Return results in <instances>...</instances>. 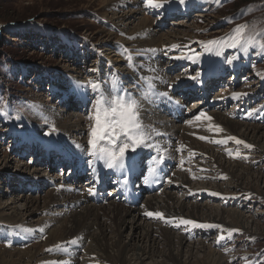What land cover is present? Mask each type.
Wrapping results in <instances>:
<instances>
[{
	"label": "rangeland",
	"instance_id": "rangeland-1",
	"mask_svg": "<svg viewBox=\"0 0 264 264\" xmlns=\"http://www.w3.org/2000/svg\"><path fill=\"white\" fill-rule=\"evenodd\" d=\"M156 2L161 7L149 6L147 0H136L130 5L112 10L113 8L107 9L108 6L104 7V4H101L102 0H0V205L13 202L10 208H17L21 212V219L15 223L13 220L0 217V254L18 253L21 256L22 254L29 256L34 249L47 243L50 230L58 228L64 220V211L73 208L70 205L62 207V203L60 207H58L59 204L45 208L49 201V193L55 190L54 186L45 190L41 189L40 193H32L28 190L23 192L18 185L22 175L28 176L29 181L25 178L26 184L30 183L31 175H37L46 181L55 176L61 180L58 172L47 170L48 167L38 166L41 159L34 157L35 152L33 154L16 152L15 147L19 145L22 147L23 143V140L19 138L31 137V129L34 127L38 129L36 141L42 145L52 148L62 137L66 145L75 148L82 145L84 151L90 152L88 133L94 124L91 117L95 114L96 101L102 98L120 97L126 101L127 96L130 95L137 101L138 123L145 133L143 143L136 148L135 152L142 151L141 147L144 145L158 149L160 142L157 135L153 134V130L142 119V115H158L167 119L168 122L171 121L152 110L157 105L156 99L151 98L150 94L145 98L146 92L143 93L135 83L140 84V81H143L150 88L153 85L166 93L169 91L168 87L172 86V90L176 89L174 86L177 82L183 83L182 86H184V83L186 81L189 83L193 77L197 79L207 63L213 57H217L214 74L220 67L222 82L227 83L230 80V68L231 71H236L237 68L242 70L239 74H232L231 78L235 77L234 82L232 85L225 86L223 92L220 89L213 92L214 99L212 97L211 99L214 102L221 98L223 100H218L221 104L218 105V103L214 105L215 108L209 110L207 108L210 106L202 105L197 115L221 112L231 121L240 125L259 127L261 133H264V50L260 48V45L264 44V0H184L183 3H180V0H154V3ZM174 4H177V7L169 9ZM137 9L140 12L136 19L129 17H127L128 20L123 19L124 26L120 28H116L109 20L114 14L119 17L126 15L129 10ZM139 18H146L152 22L153 27L149 32L152 31L156 36L167 35L178 30L184 35L177 37L183 38L167 46L162 44L150 47L143 44L138 50L128 48L129 46L122 44L121 41L134 39L129 37L135 33L132 31L139 22ZM129 22L132 25L129 26L127 24ZM238 27L239 32L236 31ZM108 33L112 34L110 39L106 37ZM186 35L190 39H186ZM249 39L253 40V44L249 46L245 54L242 51L243 44ZM234 40L239 41L237 48L227 47L228 43ZM209 41H220V48L216 45L209 46ZM209 47L212 50H207ZM216 50H221L222 55L216 56ZM187 54L190 59H187L188 57L176 59L177 56L182 57ZM115 57L121 60L125 74L115 69V63L112 61ZM228 60H232V63H228ZM99 62H101L102 70L98 77L93 78L92 73L89 72L100 64ZM98 78L101 83H98V88L94 92L91 86ZM102 83L103 86H101ZM254 92L257 93L255 94L257 98H254ZM82 98L85 102L81 100ZM242 98L250 99V103L247 102L239 107L238 102L241 103ZM213 102L211 104H214ZM194 104L195 106L192 107H196L197 103L194 102ZM104 106L111 105L105 103ZM239 111H242V115L238 116ZM240 116L243 118L240 119ZM77 119L82 120L80 129L74 125ZM183 119H187V116L183 115ZM186 124L187 122L172 123L179 129ZM169 125L171 126L170 123L167 126ZM61 126H67V133L63 134ZM156 127L159 130V125ZM195 132L200 133L199 130ZM218 132L220 131L214 132L212 137L228 136L226 131H221V134ZM175 136L172 139L175 142L174 145L182 144L178 141L179 132ZM219 137L215 140L204 138L201 142L210 148L211 152L214 150V154H224L225 162L229 160L228 163H239L241 166L236 171L238 179L233 182L227 176L219 177V173L215 174L214 163L203 155L190 152L186 147L173 145L167 152L173 151L172 154L176 158L166 153L169 159L178 160V167L173 171L171 179L178 181L177 178L183 177L189 186L199 189V195L186 197L179 189L173 188L169 189V192L175 193L177 199L189 206L199 204L238 211L244 217V224L240 223L239 229L223 225H219L223 228L210 230L201 228L195 233L191 231L193 232L191 235L190 231L186 233L177 227L167 228L165 221L155 220L153 216H144L138 222L151 227L160 225L159 228L184 236L188 245L203 242L208 249L220 254L227 264H264V157L255 153V147L247 145L246 142L237 144L236 138L231 139L233 138L231 135L228 136L229 138ZM115 138L117 140L115 146L109 144V138L106 137L100 142L99 147H109L118 151L122 142H128L118 129ZM71 143L73 145H70ZM36 146L39 147L35 150L36 153L44 150L41 148L44 146ZM60 161H62L61 157L57 162ZM244 171H247L249 176ZM211 174L215 176L212 179L209 178ZM62 183L61 180L57 184L63 185ZM231 183H238L241 188L250 189L253 192L247 190L229 192V194L226 193V197L219 198L205 192L209 191L207 189L209 186L210 189L215 187L228 192ZM167 186V184L164 186L162 192L167 190ZM161 193L156 196H161ZM150 197L144 195L140 202L148 201ZM225 199H228V204L222 203ZM25 201L28 204L27 207L24 206ZM30 201H33L34 205H29ZM203 214L204 212H198L197 218L204 219L208 215ZM53 217L56 218L55 224L47 233H38L37 230L29 227H41L43 222ZM177 218L184 219L175 217L169 220ZM222 218L221 221L225 225L232 224L229 223L231 219L227 214L222 215ZM102 221L106 223L105 219ZM129 232V227L123 230L124 243L128 242L127 238L131 236ZM8 233L9 236L14 235L15 241L7 238ZM190 236L192 237L189 238ZM50 246H44L37 259L29 261L27 257H24L20 263L36 264L37 261L39 262L38 259L49 258L54 261L46 264H68L64 259L69 260L70 255L75 254L70 243L63 242L49 248ZM196 246V248L199 247ZM75 249L77 255L84 256V248L79 250L76 247ZM185 252L181 261H185L187 257ZM191 253L198 255L195 250ZM17 258L18 256L14 257V259ZM155 260L160 261V258ZM145 264L153 263L146 261Z\"/></svg>",
	"mask_w": 264,
	"mask_h": 264
},
{
	"label": "bare ground",
	"instance_id": "bare-ground-1",
	"mask_svg": "<svg viewBox=\"0 0 264 264\" xmlns=\"http://www.w3.org/2000/svg\"><path fill=\"white\" fill-rule=\"evenodd\" d=\"M134 2H136V0H102L101 4H104V7L108 6L107 9L113 8L112 10H115L117 7L119 8V7H123L124 5H130L131 3ZM171 7L174 9L177 7V4H174L173 6L171 5L169 9H171ZM139 12H140L139 9L134 11L129 10V12L126 15H121L119 17H117V15L113 13L114 14L113 17H111L109 20L116 28H120V26H124L122 25V22L124 21L123 19L128 20L129 18H132L133 20H135L136 17L139 15ZM131 22L127 24H129L130 26L132 25ZM152 27H153L152 22L149 19L147 20L146 18H139V22L132 31V33L133 32L135 33H133V35L129 37L134 39H132L131 41H128L127 39L126 40L123 39V41L121 40L120 41L122 42V44L127 45V47L129 46L128 48H131L133 50H138L140 49L141 46H143V44L150 45V47H156L162 44L167 46L171 43L176 42V40L178 41L179 39L183 38L182 36L181 38L177 36L184 35V34H180V31L175 30L167 35L156 36V34L153 33L152 31L149 32ZM106 37L110 39L112 37V34L108 33ZM185 37L186 39H190L188 35H186ZM102 42H105V40H102ZM182 57H188L187 59H190L189 54L184 55ZM216 58L217 57H213L207 63L206 67L204 68V71L197 79H192L189 81L192 87L201 88L202 86H205V84H201L203 81H201L200 83H198L197 81L203 77L205 83L207 78H211L214 75V70L217 66V60H218V58L217 59ZM112 61L115 63L114 64L115 69L125 74V70L121 66L122 64L121 60L115 57L113 58ZM99 63L100 64L92 68L89 72L92 73L91 76H93V78L98 77L100 75V70H102V68H101V62ZM93 83H96V85H98V83H101V81H99L98 78V80ZM182 85L183 83L177 84L174 86V88L181 87ZM101 86H103V83L101 84ZM212 102L213 100L210 101V103ZM196 103H197L196 107H191L192 109H189L188 111H184L183 115L185 117L187 116V119L189 118V120L187 121V124L183 127H180V129L178 127H174L171 122H168L167 119L161 118L158 115L144 116L143 114L142 119L153 130V134L157 135V139L160 142V144L158 145L159 151H164V150L166 152L169 151L170 148L175 144V142L172 140L173 137L177 134V132H179L178 141L179 143L182 144L177 143L174 146L178 145V147L179 146L186 147L187 149L190 150V152H195L199 155L200 154L203 155L206 159L214 163V166L216 167V169H214L215 174L219 173L218 175L219 177L227 176L231 181L234 182L235 180L238 179L237 178L238 175L236 174V171L239 170L241 165L239 163H233V162L228 163L229 160L225 162L224 159L226 157L224 154L218 153L217 151L216 152L218 154H214L213 153L214 150L211 152V149L206 147L201 142V140L204 138H210L211 140H215V138H218L220 135L212 137L214 132L226 131L228 133V136L231 135L232 137H235L236 140H241L243 141V143L246 142L247 145L255 147V153L257 152L258 154L264 157V133H261L259 127L240 125L239 123H236L233 120L231 121V119H229L225 114L221 112L215 111L214 113L213 112L207 113L204 115L205 118L197 119V117L200 116L197 115V113L203 104L199 102ZM169 123L171 124V126L169 125L168 127L167 125ZM81 124H82V120L77 119L74 125L77 129H80ZM156 125L157 126L159 125V130L158 127H156ZM61 127L63 134L67 133V129H68L67 126H61ZM195 130H199L200 133L198 132L196 133ZM31 131H32L31 137H28L27 139L36 140L38 135V129L34 127L33 129H31ZM220 132L218 133L221 134ZM228 136L225 137L220 136V137L227 138ZM161 137H169V139L167 140L160 139ZM22 138L23 140H25V137ZM61 138H59L54 144L55 150L60 151L58 152V155H60L61 158H67V156L64 155L63 151L65 150L72 151L74 146L66 145L65 141ZM175 138L177 137L175 136ZM27 143L31 145L30 142ZM70 145L73 144L71 143ZM81 146L82 145L77 146L74 152L76 151L84 152ZM102 162L105 163L104 161ZM97 166L98 167L101 166V163H98ZM247 171L249 170L247 169ZM247 171H244V173L248 174L249 176V173ZM21 177L22 179L28 178V176L25 175H22ZM214 177H215L214 175L209 176L210 179ZM169 179L170 180H168L167 183L168 186L166 187L167 190L162 192L161 196H156V195L151 196L148 199V201L145 200L144 202H140L137 206L127 208L123 206L121 203L114 201L113 199L110 200L107 204H98L99 206L95 204H90L92 201L91 197H93L94 194H89V192H87V189L82 188L80 191L74 192L72 187L69 188L67 185L57 184L59 181H61L58 176H55L46 181L44 178L38 177L37 175H33V176L31 175L30 182L33 181L34 184L41 183L43 185L44 184L56 185V188H54L55 190H52L49 193V201L45 205L46 209H48L50 206H55L59 204L60 205L58 207H60L61 203H62V207L70 205L71 207L73 206V208L68 211H64L65 218L61 222L58 228H52V226H54L55 224L54 219H56L54 217L51 218L50 220H46L47 222H43L41 227L29 226L30 229L37 230L38 233L41 232L43 234L47 233V231H49L52 228L49 232L47 243L45 245H42L34 249V252L32 253L28 252L30 253L29 256L28 254H22L21 256V254L18 253L12 255L1 253L4 255L0 254V264H19L24 257H27L29 261H33L37 259V256L39 255V253H41V250L44 246L46 247L47 245H51L49 247L51 248L60 245L63 242L70 243L72 245L71 247L81 246V248L85 249L83 257L77 255L76 250L73 249V253L75 254L74 255L71 254L69 260L64 259V261H66L68 264H145L146 261L152 262L153 264H227L226 260H223L220 254L218 255L210 248L208 249V247H206L203 242H199V243L196 242L193 245H188L186 244L187 243L186 240L183 238L184 236L182 237L177 234H173L171 233V231L165 228H159L160 225L159 227H154V226L151 227L150 225L144 226L143 224H141V222L140 223L138 222L142 220L144 216L148 217L147 215H145V213L147 212H153V213L160 212L162 213V216L161 217L153 216L155 220H160L161 222L165 221L164 223H166L167 228L177 227L178 229H181L183 232L186 233L188 231L190 232L193 231L195 233V230L197 231L198 229L201 228H194L191 225H183L181 224L182 219L177 218V219L169 220V218L180 217L187 220H193L198 223H205V224L210 223V224H215L220 226L223 225L229 228H238V229L240 228L239 226L240 223L242 225L244 217L238 211L236 212L226 209L224 210L222 208L218 209L215 207H210L208 205H199V204H192L191 206H189L183 201L177 199L176 194L173 192H169V189L171 188L175 190L179 189L180 192H183L186 197L197 196V194L199 193L198 192L199 189H197L196 187L189 186L187 180H185L183 177L177 178L178 181L171 178ZM238 183L237 184L231 183L230 190H228V192H226L225 190L224 191L225 194L222 190H218L219 188L217 189L214 187L210 189L209 188L210 186L207 188L209 191H205V192L209 193L210 195L213 192L218 193V195L215 196L212 195V196L219 198V197H224L226 193L229 194V192L236 193L243 190L244 191L247 190L241 188ZM254 190L257 191V189ZM247 191L253 192L250 189ZM227 197L229 196L227 195ZM228 202H229L228 199H225L222 203L228 204ZM28 203L29 205L30 204L34 205L33 201H30ZM12 204L13 202L7 203L3 206L0 205V217H4L7 220H13L15 223V221H19L21 219V215H20L21 212H19L20 210L17 208L16 209L10 208ZM27 205L28 204L25 201L24 206L27 207ZM198 212H204V214H208V215H206V218L204 219L202 218L198 219L197 218ZM224 214L228 215V218L231 219L229 223L232 224L225 225L221 221L223 219L222 215ZM102 219H105L106 223H104ZM108 223L109 225H107ZM127 227H129L130 229L129 233L131 234L129 235L131 236H129L130 238L129 237L127 238L128 242L124 243L122 241V234H123V230H125ZM205 229L208 228H203L202 230ZM193 232H191L190 234L193 235ZM194 236H196V234ZM191 237L192 236H190L189 238ZM136 240H138L139 242L137 241L135 243H132V241H136ZM194 245L195 246L198 245L199 247L196 248L197 246L195 247ZM192 250H195L196 254L198 255H193L191 253ZM184 252L186 253L187 257L185 261H181ZM17 256L18 258L14 259V257ZM156 258H160V261H156L155 260ZM38 260H39V262L37 261L38 264H43V263L46 264L54 261V259L49 260V258H41Z\"/></svg>",
	"mask_w": 264,
	"mask_h": 264
},
{
	"label": "snow or ice",
	"instance_id": "snow-or-ice-1",
	"mask_svg": "<svg viewBox=\"0 0 264 264\" xmlns=\"http://www.w3.org/2000/svg\"><path fill=\"white\" fill-rule=\"evenodd\" d=\"M184 0H180V3H183ZM147 4L153 7H161L160 4L154 3V0H147ZM243 27V26H241ZM237 32L240 31L238 27L236 29ZM239 44L238 40H234L229 43L227 47L237 48ZM253 44V40H245L243 44L242 51L247 54L249 46ZM208 45H216L217 48H220V41H209ZM260 48L264 50V44L260 45ZM207 50H212L209 47ZM216 56L222 55L221 50L215 51ZM183 57L177 56L176 59H181ZM228 63H232V60H228ZM193 79H195L193 77ZM179 82H177L178 84ZM82 88L84 86H81ZM93 91L95 92L98 88V85L95 83L91 86ZM105 103L111 105L110 107H105ZM205 114L201 113L197 119H200ZM118 117V118H117ZM115 118V119H114ZM91 119L94 120V124L90 129L88 146L91 150L89 152L90 156H97L101 161L105 162V165L108 169H116L117 167H124L120 162L126 158L127 164L126 167L129 171H133L137 164V157L135 155H128L126 157V153L131 149L132 152H135L136 148L143 143V139L145 136L144 131L141 129L140 124L138 123V115H137V101L133 99L130 95L127 96V100L123 97L116 99H98L96 101V109L95 114ZM119 130L123 133L124 137L128 142H122L118 147V151L113 150L109 147H99L101 141H104L106 137H108V143L115 146L117 140L115 138L116 130ZM139 130V131H138ZM231 139H235L234 137ZM237 144L243 143L241 140H236ZM138 155V154H137ZM91 166V165H90ZM211 195H218V193H211ZM145 215L151 217H161L162 213L160 212H147ZM181 224L183 225H191L194 228H219V225L215 224H205L198 223L193 220L182 219Z\"/></svg>",
	"mask_w": 264,
	"mask_h": 264
}]
</instances>
